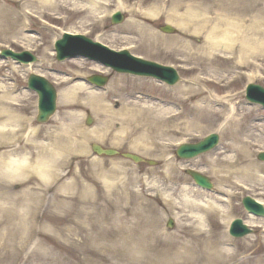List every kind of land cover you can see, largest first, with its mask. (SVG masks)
<instances>
[{
	"label": "bare ground",
	"instance_id": "1",
	"mask_svg": "<svg viewBox=\"0 0 264 264\" xmlns=\"http://www.w3.org/2000/svg\"><path fill=\"white\" fill-rule=\"evenodd\" d=\"M117 10L128 13L119 49L103 42ZM162 17L178 34L158 30ZM66 24L63 34L90 28L113 50L166 53L182 76L171 85L85 56L64 60L53 81L57 110L46 124L28 114L15 79L22 70L41 72L0 60V144L10 146L0 153V264H59L55 249L79 264H264V252L236 247L228 232L239 198L264 205V110L241 89L264 79V0H0V48L33 52L45 45L28 34L33 26ZM53 43L43 48L50 59ZM93 74L110 81L97 86ZM210 132L220 135L216 147L177 162L178 147ZM95 144L162 160L167 184L149 170L132 190L124 163L106 168L96 156L92 177L101 193L80 180L77 166L67 177L65 166L93 155ZM178 165L209 175L214 187H201ZM164 216L176 220V231L163 226ZM242 220L264 231L263 217L247 212Z\"/></svg>",
	"mask_w": 264,
	"mask_h": 264
},
{
	"label": "rangeland",
	"instance_id": "2",
	"mask_svg": "<svg viewBox=\"0 0 264 264\" xmlns=\"http://www.w3.org/2000/svg\"><path fill=\"white\" fill-rule=\"evenodd\" d=\"M121 13L124 16V21H125L126 18L128 17V13L127 12H121ZM123 22H121L120 24H122ZM120 24H116V25L113 24L111 22V18H109L107 28L103 31L104 38L106 39V40H103V42H105L107 44H112L110 42H113L115 44V47H117L116 49H119V47H121L123 45V41L119 35ZM163 25H165V18L164 17L160 18V20L156 23L158 30L162 34H165L168 36L178 34V30H176V33H173V34L162 32L160 28ZM69 27H70V24L58 25L57 29L52 31V30H47V29H40L39 26H33L31 28V31L28 33V34H32L34 36L40 37L42 39L41 42L43 44H45L43 47H40V48L36 47V50L31 52L33 55H35L37 57V61L34 63H30V64H33L34 67L41 72L40 74H44V76L47 79H49V81H51V82H53L55 80L57 66H58V64L63 62V60L57 59L56 52H55V57L53 56L52 59H50L51 56L49 55L48 52L44 51L43 48L48 46V43L54 39L53 48L55 50V41L58 38H60L63 34V31L67 30V28H69ZM113 31H116L117 33H113ZM85 32L87 33V36L90 38L94 39L96 36V33L94 31H92L90 28H87L85 30ZM5 49H11L15 52L22 51L21 46H18V45L10 46L9 48H0V60H12L11 57H3L2 56V50H5ZM131 53L134 55H137V56H141V57L148 59V60L158 61V62L163 63V64H168L170 61V56L166 53H162V57H160V58L159 57L155 58V57L147 56L145 54H141L140 50H139V52L135 51V52H131ZM68 59L69 58H67L65 60H68ZM178 73H180V72L178 71ZM30 74L31 73L26 74L22 70V71H19V73H17V75L15 76V79H16V82L18 83L19 89L21 91L25 92V97H26L25 105L27 106L28 114H30V116L36 118V115L38 112L37 94L34 91L28 89V85H27L28 77ZM103 76H107V75H103ZM180 76H182L181 73H180ZM108 77L110 78V76H108ZM146 78L149 80H155L152 77H146ZM249 83L259 84V85L264 87V79L263 78L258 79L256 82H253V81L246 82L245 81L243 83V85L241 86V89L244 91V99L247 102H251L250 100H248L247 93H246V88H247V85ZM54 85L56 86V84H54ZM56 88L58 89L57 86H56ZM248 104H250V103H248ZM258 106L264 110L263 105L262 106L258 105ZM51 122H52V120L50 118V120H48V123H46V124H50ZM210 133H216L219 135V133H217V132H210ZM219 138H220V135H219ZM193 143H195V142H193ZM9 148H10V146L0 144L1 150H7ZM104 148H107V147H104ZM116 150L120 153V156H121V154L126 153V151H120L119 149H116ZM91 153L93 154L91 156H87V157L77 156V157L72 158V160L65 166V171L68 172L67 177H72L74 174V171L76 169V166H77V170L79 173L80 180L93 184L98 189V192L101 193V188L99 186V183L92 177L93 165H92L91 159L93 158V156L98 157V155H95V153H93L92 150H91ZM137 155H139L141 157H145L144 155H141V154H137ZM174 157H176V159L178 160L177 161L178 163H180V160H184V159H179L176 152L174 153ZM145 158L155 160L157 165L151 166L148 163L136 164L130 160H125L122 157H120V158L119 157H107V158L103 157L104 167H106V168H110L114 162H118V163L122 162L127 166V167L125 166L124 177L126 178V180H124V182H126L128 184V186L131 187L132 190L140 189L139 187L141 186L143 179L142 178L137 179L136 177H143L149 170H155L156 172H158V176H160L159 178L161 180V183L167 184V182H168L167 179H165L160 172L161 171V165L163 164V161L160 159H157L155 157H151V156H148ZM186 160L188 162V160H190V159H185V161ZM183 167H184V165L183 166L178 165L177 168L180 169V171H179L180 174H182L184 176L189 175L187 173L188 169H192L194 171H197V170L191 168L190 166L187 167L186 169H184ZM203 175L208 176L210 178V180L213 182V184L215 183L212 177H210L207 174H203ZM137 186H138V188H137ZM47 192H52V190L46 191V194H47ZM249 196H251V195H249ZM243 197H241L237 200V202L235 203V205L233 206V209H232V211L235 215L234 217H239L242 219L247 216V211L245 210V208L242 204V198ZM98 199L103 200L101 195L98 197ZM164 217H165V220H164L163 226L169 230L176 231L177 230L176 220L172 218V220L174 221V226L170 227V226H168V221L171 218L166 217V216H164ZM253 230H254L253 233L251 235H248V236H251L248 239H245L248 236L243 237V238H236V237H233L231 235L230 236L232 237L233 241L235 242L234 245L236 247L243 248V249H248L250 247H253L255 249L260 250V252L263 253L264 252V242H263L261 237H262V233L264 231L257 228V227L253 228ZM55 253H57L60 257H62V258H59L60 261L58 260L59 264H79V262L77 260L70 258V256L68 255L69 253L66 252L65 250L55 249ZM196 264H209V263L205 262V260H203L202 258H199V261Z\"/></svg>",
	"mask_w": 264,
	"mask_h": 264
},
{
	"label": "water",
	"instance_id": "3",
	"mask_svg": "<svg viewBox=\"0 0 264 264\" xmlns=\"http://www.w3.org/2000/svg\"><path fill=\"white\" fill-rule=\"evenodd\" d=\"M123 20V16L120 12H116L113 16L112 21L114 23H119ZM162 30L168 33H173L174 28L170 25H165L162 27ZM93 47H98L108 56H100L97 54L89 53L88 51ZM56 50L58 52V59L62 60L66 57H74L78 54H86L93 58L100 59L108 64H111L113 67L120 71H130L136 74L141 75H151L157 78H161L167 83L174 84L179 80V75L177 71L167 65L157 63L155 61H149L142 59L140 57H135L130 55L127 51L114 52L113 50L108 49L106 46L94 43L91 39L86 38L83 35H72L64 34L63 39L57 41ZM4 54H9L13 58L24 62H34L36 57L30 52L25 51L23 53H14L12 51H4ZM106 77L94 76L92 81L98 85H104L107 82ZM28 86L30 89L37 91L39 95L38 100V121L45 122L48 118L55 112L56 109V90L52 84L43 76L31 74L28 81ZM248 98L251 101H256L264 104V87L258 84H250L248 86ZM88 123H92V119L88 120ZM219 141L217 134H211L203 141L196 144H186L178 149L177 154L181 158H193L203 152H206L214 148ZM93 149L99 155L106 154L108 156L117 155L118 152L113 149H102L98 145H94ZM125 158L131 159L134 162L144 161L143 158L138 155L125 153ZM259 158L264 160V152L260 153ZM149 164H155L152 160H147ZM195 181L206 188H212V183L208 177L195 172L189 171ZM244 206L246 209L256 215L264 216V206L257 202L255 199L247 196L243 199ZM169 225L172 226L173 222L169 221ZM252 232L247 225H245L241 219H236L233 222L231 233L234 236L242 237Z\"/></svg>",
	"mask_w": 264,
	"mask_h": 264
},
{
	"label": "flooded vegetation",
	"instance_id": "4",
	"mask_svg": "<svg viewBox=\"0 0 264 264\" xmlns=\"http://www.w3.org/2000/svg\"><path fill=\"white\" fill-rule=\"evenodd\" d=\"M17 189L19 188V187H16ZM53 194V191L52 192H47V196L49 197V196H51Z\"/></svg>",
	"mask_w": 264,
	"mask_h": 264
}]
</instances>
